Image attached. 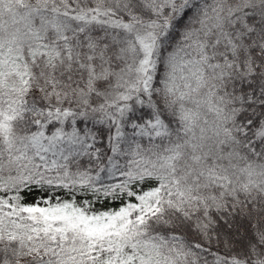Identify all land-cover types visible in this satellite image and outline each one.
Returning <instances> with one entry per match:
<instances>
[{
  "label": "snow or ice",
  "instance_id": "1",
  "mask_svg": "<svg viewBox=\"0 0 264 264\" xmlns=\"http://www.w3.org/2000/svg\"><path fill=\"white\" fill-rule=\"evenodd\" d=\"M0 264H264V0H0Z\"/></svg>",
  "mask_w": 264,
  "mask_h": 264
}]
</instances>
